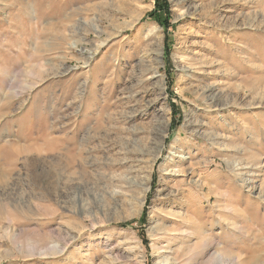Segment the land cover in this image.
<instances>
[{
    "label": "rangeland",
    "instance_id": "obj_1",
    "mask_svg": "<svg viewBox=\"0 0 264 264\" xmlns=\"http://www.w3.org/2000/svg\"><path fill=\"white\" fill-rule=\"evenodd\" d=\"M0 264H264V0H0Z\"/></svg>",
    "mask_w": 264,
    "mask_h": 264
},
{
    "label": "bare ground",
    "instance_id": "obj_2",
    "mask_svg": "<svg viewBox=\"0 0 264 264\" xmlns=\"http://www.w3.org/2000/svg\"><path fill=\"white\" fill-rule=\"evenodd\" d=\"M148 36H149V39H152V38H156L157 37V32H156V30L155 29H153V28H151V30H149V32H148ZM56 142V141H55ZM71 161V160H70ZM70 161H69V163H68V165L69 164H73V163H75V162H72L71 161V163H70ZM78 162V161H77ZM65 164H67V162L65 163ZM73 165H75V164H73ZM78 165H79V162H78ZM71 169H72V167H70ZM69 168V169H70ZM56 177V176H55ZM55 179V178H54ZM58 179V178H57Z\"/></svg>",
    "mask_w": 264,
    "mask_h": 264
}]
</instances>
